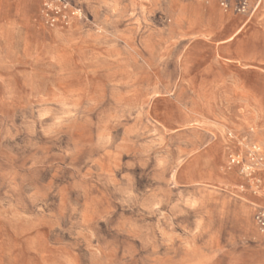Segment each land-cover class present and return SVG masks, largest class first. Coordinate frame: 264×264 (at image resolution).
I'll return each mask as SVG.
<instances>
[{
	"label": "rangeland",
	"instance_id": "1",
	"mask_svg": "<svg viewBox=\"0 0 264 264\" xmlns=\"http://www.w3.org/2000/svg\"><path fill=\"white\" fill-rule=\"evenodd\" d=\"M252 144L264 0H0V264H264Z\"/></svg>",
	"mask_w": 264,
	"mask_h": 264
},
{
	"label": "built area",
	"instance_id": "2",
	"mask_svg": "<svg viewBox=\"0 0 264 264\" xmlns=\"http://www.w3.org/2000/svg\"><path fill=\"white\" fill-rule=\"evenodd\" d=\"M248 161L255 167L262 165L264 163V152L260 147L252 144L247 148V152L245 154ZM232 163H242V160H233ZM255 222L260 232H264V213H258L255 216Z\"/></svg>",
	"mask_w": 264,
	"mask_h": 264
},
{
	"label": "crops",
	"instance_id": "3",
	"mask_svg": "<svg viewBox=\"0 0 264 264\" xmlns=\"http://www.w3.org/2000/svg\"><path fill=\"white\" fill-rule=\"evenodd\" d=\"M212 130L218 131L217 136H219L221 142H233V139L231 138L232 136L230 134L227 135V134L223 133V130H221V129L212 128ZM214 137H215V135H214ZM214 140H216V138L211 139V141H214Z\"/></svg>",
	"mask_w": 264,
	"mask_h": 264
}]
</instances>
